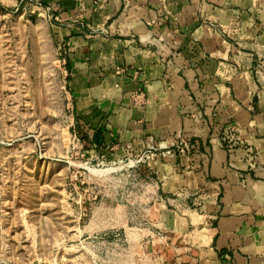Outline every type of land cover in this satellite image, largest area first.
<instances>
[{"label":"crops","instance_id":"crops-1","mask_svg":"<svg viewBox=\"0 0 264 264\" xmlns=\"http://www.w3.org/2000/svg\"><path fill=\"white\" fill-rule=\"evenodd\" d=\"M42 2L80 122L197 204L204 264H264V0Z\"/></svg>","mask_w":264,"mask_h":264},{"label":"rangeland","instance_id":"rangeland-1","mask_svg":"<svg viewBox=\"0 0 264 264\" xmlns=\"http://www.w3.org/2000/svg\"><path fill=\"white\" fill-rule=\"evenodd\" d=\"M44 6L0 0V264H204L197 204L165 202L150 152L80 122Z\"/></svg>","mask_w":264,"mask_h":264}]
</instances>
